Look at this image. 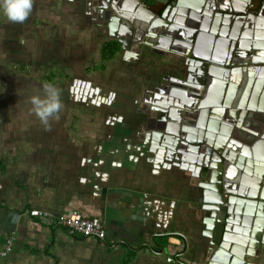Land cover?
Masks as SVG:
<instances>
[{"label":"crops","instance_id":"obj_1","mask_svg":"<svg viewBox=\"0 0 264 264\" xmlns=\"http://www.w3.org/2000/svg\"><path fill=\"white\" fill-rule=\"evenodd\" d=\"M116 1L113 2L115 10L126 15L123 8L128 6V0ZM141 2L145 5L153 3L151 0ZM98 4L96 0H33L32 12L24 22L9 21L0 14V30L8 25L12 30L33 31L55 30L59 25L64 28L80 26L85 28L83 32L79 30L81 34L89 32L91 44L98 46L101 61V46L107 41L119 43L116 37L123 28L118 24L116 33L111 34L107 18L115 11L111 10L110 14L101 11ZM144 37L148 44L153 39L150 34ZM61 46L68 53L63 56L65 60L67 57L76 58L74 61L83 59L82 49L71 50ZM137 47L132 41L131 55L137 54ZM157 49L166 51L161 44ZM124 54L121 49L113 60L119 57L124 60ZM150 56L146 55L143 62H153ZM156 60L153 63L158 64L157 73H152V76L159 77L174 70L167 64L169 58H162L166 64ZM144 100L140 97L134 101L138 108L135 111L142 113V109L145 110L147 104ZM140 123L139 132L133 137L139 143L138 150L130 145L127 150L107 156L100 163L98 161L101 164L98 166H94L96 160L92 159L94 168H89L90 164L80 168L77 163L73 192L69 190L61 195L44 190L24 195L22 192L27 189L20 182L13 184L0 178V250L6 238H13L12 250L0 258V264H120L128 249H136L128 264H153V261L155 264H176L177 260L186 264H202L199 247L202 243L206 247L208 241L203 222L211 216L210 212L201 210L204 183L195 175L193 165L175 160L172 154L154 147L150 139H144L145 128ZM34 209L47 211L50 216L32 217L28 212ZM73 211L85 217L101 218L105 228L104 240L69 235L55 225V216ZM133 230L141 232L140 235L133 236ZM162 235L168 236L167 245L156 254L151 249L156 237ZM143 246L144 249L138 250ZM138 257L142 259L137 260Z\"/></svg>","mask_w":264,"mask_h":264},{"label":"rangeland","instance_id":"obj_2","mask_svg":"<svg viewBox=\"0 0 264 264\" xmlns=\"http://www.w3.org/2000/svg\"><path fill=\"white\" fill-rule=\"evenodd\" d=\"M57 28L12 30L8 25L0 30V178L20 182L27 189L24 195L73 192L78 164L94 168L92 159L98 166L130 145L137 151L133 137L140 126L133 103L158 68L153 62L129 65L120 57L100 68L98 46L91 44L89 32L81 34L85 28ZM61 45L82 49L83 59L65 60L68 53ZM47 83L59 90L62 107L60 118L45 124L33 110L32 97H43ZM130 112L137 121H131ZM74 212L79 213L62 215ZM139 233L132 231L133 236Z\"/></svg>","mask_w":264,"mask_h":264},{"label":"flooded vegetation","instance_id":"obj_3","mask_svg":"<svg viewBox=\"0 0 264 264\" xmlns=\"http://www.w3.org/2000/svg\"><path fill=\"white\" fill-rule=\"evenodd\" d=\"M161 1L163 0L153 2L150 5L158 6ZM189 1H192L190 6H193L190 8L191 12H196L202 18H209L212 21L210 31L208 30L205 38L201 40L202 45H208L205 48H209L211 51L216 50L218 55V58H215L217 61L209 64V67L203 69L189 60L186 55L187 48L184 45L176 44L175 42L169 43L162 39L158 40L153 36V39L149 40L148 44L144 37L148 33L143 26L136 27L131 39V42H135L138 46L136 48L137 54L135 56L130 54L132 53L130 51L131 42L128 48L121 49L124 50V60L130 63L129 65L143 62L145 56L151 54L150 60L153 58V62H156V59L163 61L162 58H169V63L167 64L174 69L171 72L161 74L159 77L151 76L145 83H142L140 97L145 98L144 101H146L147 107L145 110L142 109V113L138 112L137 117L139 122H141V126L145 128L143 138L150 139L152 145L154 140L157 141L156 139H158L159 145L163 146L165 142L164 136H166L164 131L167 128L164 119L168 121L173 115L176 120L172 118L170 124L177 126L178 132L180 128L186 127L190 130H197L199 134L203 132V138L212 135L213 137L217 136V138L224 139L227 149L228 146L230 147L229 155L226 153L227 150L222 149V153H224L223 169H225L227 167L225 164H229L227 157L230 154L240 155V152H235L236 150L254 148L257 143V146H263L262 144H264V0H188L187 2L189 3ZM170 2L174 4L177 3V0H171ZM220 2H225L226 5L223 3V7ZM219 4L221 6L216 8ZM165 6L168 7L169 2ZM226 12H231L234 16L228 17L225 15ZM188 20L192 23L190 28L197 26L199 33V28L202 25L199 26V23H196L191 18ZM262 30L263 33H261ZM192 34L194 36L193 41L197 40L198 34ZM127 35L126 33L125 36L127 37ZM160 44L165 46V52L157 49ZM160 63L166 64L165 61ZM179 67H188L191 70L185 71L179 69ZM204 70L205 72L202 74ZM201 80H205V82L200 83L199 81ZM190 89H193V91L189 93ZM169 92L173 102L168 101L166 97ZM190 94L200 95L201 98H207L210 101H217L220 106L216 107L208 103L207 105L203 104L202 108H200L201 100L193 99ZM180 98H182L184 104L189 106V110L180 109L181 105H177L181 103ZM172 108L178 110V112L174 114L170 111ZM157 110H160L161 113ZM133 120L137 121L132 117L131 121ZM200 123L204 125L203 129ZM194 135H197V133L195 132ZM183 148L185 147L182 142H178L176 148L170 154L174 156L175 160L193 165L192 169L195 170V175L200 178V182L202 181V183L206 184L208 177L198 174L200 165L203 167L204 163L210 165L217 164V162L200 149L196 153H190ZM207 155L209 157L208 160L206 159ZM236 155L237 159L238 156ZM186 156L195 161H187L185 159ZM199 158L201 159L200 164L197 162ZM237 160H235L236 163ZM250 163L253 164L246 159L242 169L233 165L235 170L238 168V171H234L239 181L253 182L256 178L254 175H250V172L252 171V174H254V168H264V161L256 160L253 166ZM262 175L263 181L257 187L259 194L262 191L264 192V170H262ZM237 184L239 188L242 186L240 182H237L236 190ZM224 197H229V194H224ZM203 209V203H201V210L207 212ZM211 217L212 214L206 221L212 219ZM242 218L244 219L242 215L237 213L234 215L231 212L225 225L242 228L240 225ZM259 220H261L260 223L258 222ZM247 228L246 236L240 234V237H247L252 240V247L249 245L243 246L235 253V258L240 254L245 256L244 264H264V216H253ZM207 245L205 247L202 243L199 247L202 253V264H205V260L209 258V254H206L208 253ZM250 247L251 249L247 256ZM178 261L181 262L182 260H177L176 264H179Z\"/></svg>","mask_w":264,"mask_h":264},{"label":"water","instance_id":"obj_4","mask_svg":"<svg viewBox=\"0 0 264 264\" xmlns=\"http://www.w3.org/2000/svg\"><path fill=\"white\" fill-rule=\"evenodd\" d=\"M96 1H98L99 4L97 6L101 11H108L109 14L112 11H115L113 16H108L107 27L109 32L114 35L116 33L115 27H117L118 24L122 26L123 30L121 32L118 31L119 37H116V40L119 41L122 49L128 48L127 44L129 45L131 42L130 40L134 35L136 27L143 26L148 34H151V36L157 38L158 40L162 39L168 41L169 43L175 42L176 44L186 46V55L188 59L196 65L201 66L203 69L209 67V64L217 61V59H215L218 58L216 50H213V52L209 48H205L208 45L205 44L204 46V44H201V40L205 38L206 32L210 29L212 21L209 18H202V16L196 12H191L190 8L193 6L190 5L192 1H189L188 3V0H177V3L173 4L170 2L171 0H163L160 2V5L155 6L145 5L141 2V0H128V6L123 8L124 11H126V15H121L115 10L113 2L116 0ZM167 2H169L168 7L165 6ZM116 3L118 2L116 1ZM220 3H222V6L223 3L226 5L225 2ZM220 6L221 5L219 4L216 8ZM225 15L228 17L234 16L231 12H226ZM189 18L193 19L196 23H199V26L202 25V27L199 28V33L196 28L197 26H193L192 29L190 28L192 23L188 20ZM189 32L190 34H188ZM126 33L128 35L125 38ZM192 33L198 34L197 40L193 41L194 36ZM179 69L185 71L191 70L188 67H179ZM204 72L205 70L202 71V74H204ZM187 81H189V79H187ZM199 82L204 83L205 80H201ZM191 91H193V89H190L189 93ZM190 95L193 99L198 101L201 100V104L199 106L200 108H202L203 104L207 105L208 103L216 107L220 106L217 101H210L207 98H201L200 95ZM166 97L168 101L173 102L170 92L166 94ZM180 99L181 103L177 104L175 102V104L178 106L181 105L180 109L189 110V106L182 102V98ZM157 111L161 113L160 110ZM170 111L174 114L178 112V110H174L173 108L170 109ZM217 113L219 114V112ZM172 118L176 120L173 115L170 119H168V121L167 119H164L167 128L164 131L166 136H164L165 142L163 146H160L157 142L158 139H156L157 141L154 140V142L157 143H153L154 147H160L162 150H165L166 154H168L176 148L178 142H182L185 147L183 149L188 152L196 153L200 149L205 154L210 155L212 160L217 162V164L210 165L204 163V165H202L203 167L200 165V169L198 171V174L208 177V182L203 186L205 190L203 192L204 197L202 203L204 207L203 210L212 214V219L204 221L207 231L204 235L208 237V253L206 254H209V258L205 260V264H244L245 256L238 254L237 258H235V253H237L243 246L249 245L252 247V240L247 237H240V234L246 236L248 230L247 227L250 225V221H252L253 216H264V192L262 191L261 194H259V190L257 188L263 181L262 170H264V168H254V174H252V171L250 172V175H254L256 178L251 183L244 182L242 180L239 181L235 171H238V168L242 169V165L245 163L246 159L253 164L256 160L264 161V144H262L263 146H257V143L254 148H243L240 151L236 150L235 152H240V155L238 156L233 153V155L230 154L229 157L231 158L227 157V162L230 165L225 164L227 167L223 169L224 153H222V149L224 148L225 151L227 150L226 153L228 155L230 152V147L228 146L227 149L224 139L217 138V136L213 137L212 135L203 138V132L199 134L197 130H190L186 127L180 128V131L178 132L177 126L170 124ZM200 125L203 129L204 125L202 123H200ZM195 132L197 135H194ZM208 155L206 157L207 160L209 158ZM235 155L238 156V160ZM185 159L187 161L190 160L191 162L195 161L188 156H186ZM200 160L201 159L199 158V161H197L199 164ZM235 160H237V163ZM253 164L251 165L253 166ZM233 165L238 168L235 170ZM237 182H240L242 186L239 188L237 184L236 190L235 186ZM226 193L229 194V197L227 198L224 197V194ZM231 212H233L234 215L237 213L238 215H242L244 217V219L242 218V223L240 224L242 228L225 225L227 217ZM258 222L260 223L261 220ZM233 223L237 224L236 222ZM251 247L248 249L247 256L249 255ZM179 264L186 263L181 261Z\"/></svg>","mask_w":264,"mask_h":264},{"label":"clouds","instance_id":"obj_5","mask_svg":"<svg viewBox=\"0 0 264 264\" xmlns=\"http://www.w3.org/2000/svg\"><path fill=\"white\" fill-rule=\"evenodd\" d=\"M33 0H0V14L7 17L9 21L24 22L31 14ZM45 95L43 97L34 95L32 102L34 111L42 122L49 123L50 118L59 119L62 102L60 92L51 83L44 85Z\"/></svg>","mask_w":264,"mask_h":264},{"label":"built area","instance_id":"obj_6","mask_svg":"<svg viewBox=\"0 0 264 264\" xmlns=\"http://www.w3.org/2000/svg\"><path fill=\"white\" fill-rule=\"evenodd\" d=\"M159 2L160 0H151ZM28 214L32 217L46 218L50 214L38 210H30ZM56 226L65 229L72 235H77L83 238H94L98 241L104 240L105 228L103 223L96 217H84L79 213H71L69 215H58L54 219ZM13 238H6L5 246L0 250V258L5 257L12 249Z\"/></svg>","mask_w":264,"mask_h":264},{"label":"trees","instance_id":"obj_7","mask_svg":"<svg viewBox=\"0 0 264 264\" xmlns=\"http://www.w3.org/2000/svg\"><path fill=\"white\" fill-rule=\"evenodd\" d=\"M120 49H121V47H120V44L118 42L107 41V42L103 43V45L101 46V49H100L101 61H102L100 68H104V65H103L104 63L113 60L116 57V54L120 51ZM63 230H65V229H63ZM75 236H77V235H75ZM167 239H168L167 235L157 236L155 239V245L151 249L152 252H154L156 254L161 253L167 245ZM51 242H52V240H51ZM144 248H145V246L138 248V250H141ZM135 251H136V249L135 250L128 249V253L122 259L121 264H128L129 261L132 260V258L135 256Z\"/></svg>","mask_w":264,"mask_h":264}]
</instances>
